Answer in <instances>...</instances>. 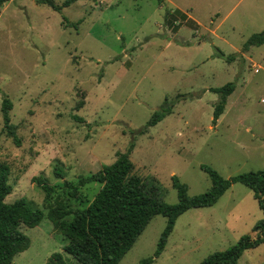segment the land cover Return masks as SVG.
<instances>
[{"label": "rangeland", "instance_id": "rangeland-1", "mask_svg": "<svg viewBox=\"0 0 264 264\" xmlns=\"http://www.w3.org/2000/svg\"><path fill=\"white\" fill-rule=\"evenodd\" d=\"M181 5L191 7L184 13L192 22L174 14L165 25L164 11ZM259 31L264 0H74L59 11L34 0L5 1L0 100L11 102L18 144L0 117V162L8 165L11 185L4 201L24 197L43 211L36 226H20L29 245L9 264H44L52 252L63 253L66 239L46 218V202L85 206L99 184L80 185L70 196L63 180L76 182L110 164L129 144L131 172L154 184L166 203L176 201L172 174L194 195L211 184L200 164L223 178L261 169L264 43L241 51ZM216 50L235 56L227 61ZM227 82L234 88L212 123L218 94L209 89ZM164 98L173 102L171 112L139 133ZM55 165L62 178L53 175ZM36 176L53 187L47 199ZM260 217L252 191L234 182L211 206L180 214L149 264H198L242 234L253 237ZM164 223L162 215L153 216L117 264L152 256ZM263 253L264 242L244 250L236 264H263Z\"/></svg>", "mask_w": 264, "mask_h": 264}, {"label": "trees", "instance_id": "trees-1", "mask_svg": "<svg viewBox=\"0 0 264 264\" xmlns=\"http://www.w3.org/2000/svg\"><path fill=\"white\" fill-rule=\"evenodd\" d=\"M5 1L7 0H0V8ZM73 1L63 0L57 5L52 0H34L37 4H46L57 11ZM174 14L192 22L184 12L166 9L163 14L165 25ZM79 22L80 19L72 22L71 26L76 29ZM263 43L264 31L251 33L242 43L241 51H246L249 46ZM216 55L227 61L235 56L234 53L224 56L219 50H216ZM233 88V82H227L220 87L209 89L218 94L213 106L212 123H215L221 114L226 97ZM172 103L171 100L164 98L139 129V133L145 132L147 127L169 114ZM10 108L11 102L5 96L2 97L0 100L2 130L17 145L15 126L9 121ZM73 118L80 120L76 116ZM131 146L132 144H129L122 152L116 151L115 158L110 164L103 165L86 176L78 177L76 182L63 180L64 188L68 190L70 196H73L71 191L80 185L92 182L99 184L92 199L85 206L71 209L59 199H54L52 203L46 202V218L51 222L53 229L65 237L66 242L62 246L63 253L52 252L44 264H70L69 257L79 264H117L149 220L159 214L165 218V223L155 249L152 256L139 261V264H149L163 249L166 238L180 214L190 208L211 206L234 182L252 191V196L261 211V217L251 227V231L255 234L253 237L242 234L233 244L224 250L208 254L198 264H236L244 250L264 242V165L255 171L223 178L210 166L200 164L199 168L207 174L211 184L203 192L194 195L187 194L186 185L172 174L170 180L176 192V201L166 203L157 198L154 184L144 181L131 172L132 163L129 160ZM52 172L55 177L62 178L61 169L57 165L53 167ZM8 175V165L0 162V264H9L14 255L28 247L29 239L20 230V226L34 227L43 215L40 208L31 207L24 197H19L10 203L4 201V197L11 191V185L7 181ZM33 180L43 190L44 198L47 199L53 187L45 183L42 176L33 177ZM66 216L70 218L66 219Z\"/></svg>", "mask_w": 264, "mask_h": 264}, {"label": "crops", "instance_id": "crops-1", "mask_svg": "<svg viewBox=\"0 0 264 264\" xmlns=\"http://www.w3.org/2000/svg\"><path fill=\"white\" fill-rule=\"evenodd\" d=\"M177 9L180 10V11H182V12H187L188 15H189V12H190V10H191V7L188 6V5H181V6H178ZM216 13H218V12H216ZM189 18H190V17H189ZM197 26H198V25H197ZM211 31H212V30H211Z\"/></svg>", "mask_w": 264, "mask_h": 264}]
</instances>
